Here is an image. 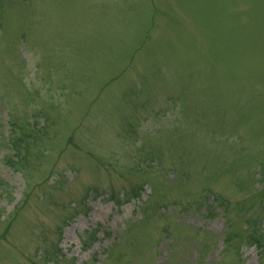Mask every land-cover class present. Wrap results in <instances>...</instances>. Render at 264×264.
Returning <instances> with one entry per match:
<instances>
[{
	"label": "rangeland",
	"instance_id": "1",
	"mask_svg": "<svg viewBox=\"0 0 264 264\" xmlns=\"http://www.w3.org/2000/svg\"><path fill=\"white\" fill-rule=\"evenodd\" d=\"M0 264H264V0H0Z\"/></svg>",
	"mask_w": 264,
	"mask_h": 264
}]
</instances>
